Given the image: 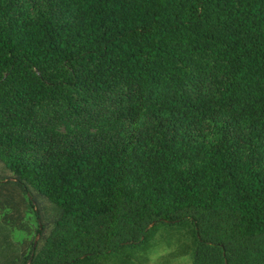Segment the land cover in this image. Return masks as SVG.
<instances>
[{
	"label": "trees",
	"instance_id": "1",
	"mask_svg": "<svg viewBox=\"0 0 264 264\" xmlns=\"http://www.w3.org/2000/svg\"><path fill=\"white\" fill-rule=\"evenodd\" d=\"M0 174L6 264H264V0H0Z\"/></svg>",
	"mask_w": 264,
	"mask_h": 264
},
{
	"label": "rangeland",
	"instance_id": "2",
	"mask_svg": "<svg viewBox=\"0 0 264 264\" xmlns=\"http://www.w3.org/2000/svg\"><path fill=\"white\" fill-rule=\"evenodd\" d=\"M143 121L144 118H141L138 124ZM62 131L66 133L67 128L62 127ZM98 132V129H92L90 131V133L94 134ZM1 175L3 174H0V179H2ZM129 185L135 188L139 187L136 182H129ZM45 209L47 211L48 209L49 211H53V209L48 206ZM26 222L31 229H36L34 213L31 212L29 214ZM11 235L13 241L18 243H22L24 238L28 236L27 233L16 228ZM31 235H29L28 239L34 237L35 240H37L39 238L36 231H33ZM8 242V244H10L11 241ZM10 246H14V243L11 242ZM3 248L4 246L0 248V264H6L5 260L12 258L11 255H4L5 251ZM195 249L196 240L194 239V235H192V225L187 223L184 225H159L156 230L151 232L145 244L139 246L135 250L132 249L129 251L136 252L130 254L133 264H193ZM7 253H11L10 249H8Z\"/></svg>",
	"mask_w": 264,
	"mask_h": 264
}]
</instances>
